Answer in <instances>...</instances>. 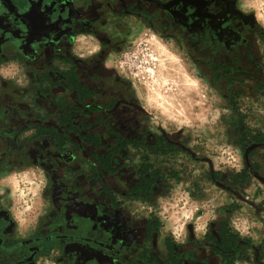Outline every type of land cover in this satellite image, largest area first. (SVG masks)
<instances>
[{"label": "flooded vegetation", "instance_id": "af4514ba", "mask_svg": "<svg viewBox=\"0 0 264 264\" xmlns=\"http://www.w3.org/2000/svg\"><path fill=\"white\" fill-rule=\"evenodd\" d=\"M150 40L216 95L212 125L149 106L123 58ZM178 192L221 204L201 237L165 229L159 202ZM245 207L264 236V25L249 0H0V264H264V242L233 236Z\"/></svg>", "mask_w": 264, "mask_h": 264}, {"label": "rangeland", "instance_id": "374dc122", "mask_svg": "<svg viewBox=\"0 0 264 264\" xmlns=\"http://www.w3.org/2000/svg\"><path fill=\"white\" fill-rule=\"evenodd\" d=\"M249 1L264 25V0ZM150 41L127 51L123 58L126 68L136 75L141 88L147 92L149 106L176 126L202 129L212 125L218 116L216 95L195 77L191 65L181 61L177 52L164 49L156 40ZM164 103L179 104L184 109L176 114L177 118L169 119L158 109Z\"/></svg>", "mask_w": 264, "mask_h": 264}, {"label": "crops", "instance_id": "0c3cea01", "mask_svg": "<svg viewBox=\"0 0 264 264\" xmlns=\"http://www.w3.org/2000/svg\"><path fill=\"white\" fill-rule=\"evenodd\" d=\"M160 44L164 49L169 48L162 42ZM179 59L181 61L184 60L181 57ZM142 90L145 97H147L145 89ZM18 183L21 188L14 192V198L19 206L16 216L21 229L28 230L29 226L35 222L36 216L38 217L34 212L35 210L29 208L31 206L29 201H33L34 196L33 192H30L31 189H27L28 178L18 179ZM158 210L165 229L176 239L184 240V237L188 235L187 229L189 227L194 230L198 237H201L205 233L208 223L220 215L222 207L212 197L202 200L186 192H178L173 195L172 199H161ZM252 216L250 207H245L231 215L229 224L233 229V236L235 238L237 236L240 238L255 236L257 242L263 243L264 236L261 235L262 225L259 226V220L254 219Z\"/></svg>", "mask_w": 264, "mask_h": 264}, {"label": "bare ground", "instance_id": "6f19581e", "mask_svg": "<svg viewBox=\"0 0 264 264\" xmlns=\"http://www.w3.org/2000/svg\"><path fill=\"white\" fill-rule=\"evenodd\" d=\"M177 106H175V105L170 106V105H167V104L164 103L162 105L160 104V107L158 109L161 111V113L166 114V117L167 118H169V119H175V118H177L176 117V114L182 113V111H180V109H182V110L184 109V106H181L179 104Z\"/></svg>", "mask_w": 264, "mask_h": 264}]
</instances>
